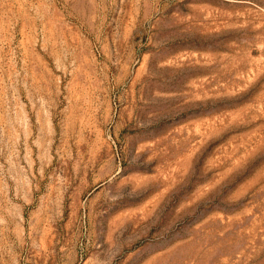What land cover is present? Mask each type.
Segmentation results:
<instances>
[{
	"label": "rangeland",
	"instance_id": "obj_1",
	"mask_svg": "<svg viewBox=\"0 0 264 264\" xmlns=\"http://www.w3.org/2000/svg\"><path fill=\"white\" fill-rule=\"evenodd\" d=\"M0 264H264V0H0Z\"/></svg>",
	"mask_w": 264,
	"mask_h": 264
}]
</instances>
